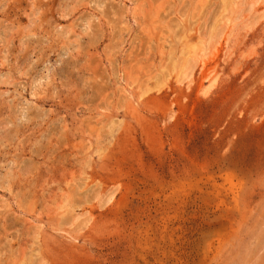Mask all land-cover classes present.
<instances>
[{
    "label": "rangeland",
    "instance_id": "obj_1",
    "mask_svg": "<svg viewBox=\"0 0 264 264\" xmlns=\"http://www.w3.org/2000/svg\"><path fill=\"white\" fill-rule=\"evenodd\" d=\"M0 264H264V0H0Z\"/></svg>",
    "mask_w": 264,
    "mask_h": 264
},
{
    "label": "bare ground",
    "instance_id": "obj_2",
    "mask_svg": "<svg viewBox=\"0 0 264 264\" xmlns=\"http://www.w3.org/2000/svg\"><path fill=\"white\" fill-rule=\"evenodd\" d=\"M32 1H33V0H32ZM63 2H64V1H63ZM72 10H73V9H72ZM33 11H34V10H33ZM33 11H32V13H34ZM73 11H74V10H73ZM36 17H37V16H36ZM202 58H203V57H202Z\"/></svg>",
    "mask_w": 264,
    "mask_h": 264
}]
</instances>
